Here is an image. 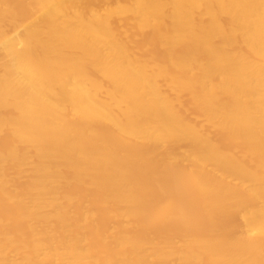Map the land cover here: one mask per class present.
Wrapping results in <instances>:
<instances>
[{"label": "bare ground", "instance_id": "bare-ground-1", "mask_svg": "<svg viewBox=\"0 0 264 264\" xmlns=\"http://www.w3.org/2000/svg\"><path fill=\"white\" fill-rule=\"evenodd\" d=\"M100 1L0 0V264H264V0ZM181 179L195 223L141 237L149 188Z\"/></svg>", "mask_w": 264, "mask_h": 264}, {"label": "rangeland", "instance_id": "rangeland-1", "mask_svg": "<svg viewBox=\"0 0 264 264\" xmlns=\"http://www.w3.org/2000/svg\"><path fill=\"white\" fill-rule=\"evenodd\" d=\"M115 1H117V0H108V1L101 0L99 2V6L103 7L105 5H111ZM22 4L23 3H20L19 5L22 6ZM13 5L15 7H17L16 9L23 10V7H20L16 3H14ZM119 23L117 25H116V23L113 24V27L115 29H120L122 27L121 25L125 24L124 22H122L124 24H122L121 22H119ZM0 25L3 28H5L7 31L14 33V30H15L14 25L7 18L2 17L0 19ZM124 28H125V26H123V28H121V30ZM18 32H21V31L19 30ZM144 35L145 36L142 39L137 40L135 42L137 44L143 46V47L149 48L150 36L147 33H144ZM158 51L162 52V53L160 55H157ZM1 53L2 52L0 51V55H1ZM164 57H165V54L161 50V48H157V49L152 50L148 59H149L150 64H157V63H160ZM188 101L189 100L187 99V97H185L183 99V105L184 106L187 105L185 107L187 109V118H191L193 116V115L191 116V114H193V111L190 110V108H188V106H189ZM188 113H190V114H188ZM0 136H3L5 138L8 137L9 131L8 130H2L0 132ZM211 138L216 143L223 142L222 136H220L218 134L212 135ZM22 156L24 157L25 163H26L29 160V155L24 153ZM155 160H156V156L153 154L150 156V158L143 159L140 162V164H139L140 176L145 177V178L159 177L160 179L165 180L164 176L159 173V167H158V164ZM25 163L20 164L19 165L20 168H22L23 167L22 165ZM179 165H180L179 166L180 168H185L186 162L181 160V161H179ZM12 175L14 176L12 178V181L4 189L5 191H7V193L11 190L16 189L17 187H19L21 185H24L26 183V180H27V176H22V179H19V177H17V174L12 173ZM188 187H189V185L187 184V182L185 180L181 179V180H178L176 182V184L172 185L171 189L166 190V191H160V190L156 189L155 187L149 188L148 199L150 202L152 213L162 215L161 217L164 218V221H163L162 226H154L151 223V221H149V216H153V215H149L148 218L143 217L140 221V228H139V235L141 237L152 235L153 237H156L157 239H160L162 241H171V242H175V243L180 241L182 236L184 234H186L188 231L187 223H189L190 220L193 221L192 224L195 223L196 219H194V220H192V219L195 218L196 215H198L201 211V209L199 207V209L196 212H194L191 216H189L187 218L181 217L182 214L187 210L185 207L186 206L190 207L191 205H194V203L196 202L193 194H191ZM92 194H93V198L88 204L89 208H91L93 201H95L96 199H99V197L95 191H93ZM172 206L175 209H172L171 208ZM177 213L181 214L180 219L176 220V221L172 220V216L174 214H177ZM10 218L11 219L9 220L7 226L5 225V228L7 231H8V228L12 224H14V221H15V219L12 216ZM101 222L107 228H111L114 225V221L111 218H105ZM238 224H240V221L237 217L227 218V219H223V220H217V226L218 227H227V226H231V225L233 227H235L231 232L232 237L239 235L241 232V228H239ZM12 256H13L12 258H15V259L17 257L16 255L15 256L12 255ZM171 264H177V263L173 262Z\"/></svg>", "mask_w": 264, "mask_h": 264}]
</instances>
